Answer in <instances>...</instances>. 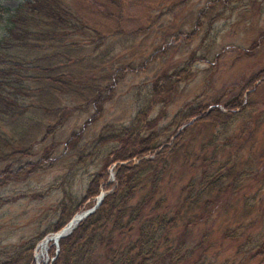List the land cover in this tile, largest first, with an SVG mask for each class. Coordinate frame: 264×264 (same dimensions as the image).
Wrapping results in <instances>:
<instances>
[{
  "label": "rangeland",
  "instance_id": "obj_1",
  "mask_svg": "<svg viewBox=\"0 0 264 264\" xmlns=\"http://www.w3.org/2000/svg\"><path fill=\"white\" fill-rule=\"evenodd\" d=\"M23 1L0 0V5L11 11ZM208 1L66 0L76 16L72 22L79 30L68 37L78 46L69 54L81 57L73 72L83 76L77 79V85L81 82L82 97L49 93L41 96V103L34 96L24 97L22 104L31 101L38 104V109L25 108L20 117L3 129L11 146L3 149L8 157L0 160V168L8 164L12 169L20 168L21 173L0 186V260L14 256L24 243L56 219L63 192L75 200L81 197L88 178L101 169L106 153L115 144H98L97 137L129 123L151 81L194 57L189 75L165 93L148 116L149 130H159L189 103L210 105L218 99L221 105L264 68V0H236L225 10L214 4L200 18L197 29H193L197 12ZM1 16L0 36L5 15ZM56 50L62 52V48ZM128 65L135 68L128 69ZM88 66L94 68L92 73L85 68ZM117 67L123 69L112 76ZM109 75L110 80L105 78ZM107 82L110 88L102 91L107 95L98 111L84 99L89 97L86 87ZM255 84L247 115L240 114L227 127L196 123L188 128L181 146L156 168V187L152 190L145 182L129 202L135 203L146 191L149 201L142 217L172 212L191 187L195 189L201 180L206 183L220 176L213 195L207 199L206 217H194L195 224L186 223L183 227L180 223L172 230L185 245H193L194 258L203 254L210 264L241 262L239 258L247 246L253 245L255 235L264 234L263 74ZM40 105L50 110H42ZM59 115L61 122L41 140L45 127L58 121ZM258 115L263 116L261 120ZM182 124L169 127L159 135L158 142L170 144L175 132L188 123ZM72 132L78 136L74 145L71 142L68 146ZM24 149L30 154L24 153ZM45 152L48 159L38 160ZM144 157L151 158L152 154ZM26 162L37 163L35 173L23 167ZM113 166L114 163L105 170L107 182L111 183ZM233 229L234 239L223 236ZM247 234L251 240L243 245ZM130 237L134 234L124 235L125 239ZM41 241L35 243L31 252L36 260L46 264L50 259L48 245L45 243L36 251ZM246 264H264V257Z\"/></svg>",
  "mask_w": 264,
  "mask_h": 264
},
{
  "label": "trees",
  "instance_id": "obj_2",
  "mask_svg": "<svg viewBox=\"0 0 264 264\" xmlns=\"http://www.w3.org/2000/svg\"><path fill=\"white\" fill-rule=\"evenodd\" d=\"M235 1H208L206 7L197 12L193 29H197L200 25V18L205 16L214 4H220L225 10ZM2 14L5 16L4 31L0 36V151L3 153L0 154V160L5 161L8 155L4 153L3 149L10 147L11 144L4 135L3 129L9 122L20 117L25 108L38 109L39 107L38 104L31 101L28 105L22 104L20 101L24 100L21 99L34 96V99L41 103L39 100L41 96H47L49 93L75 94L82 97L79 92V89L82 88L81 82L77 85V79L83 76L73 72L75 65L81 63V57H71L69 54L78 46L77 42L71 40L68 35L79 30L75 22H72L76 21V16L73 15L66 0H25L11 11L0 5V18H2ZM57 48H62V52L57 51ZM45 50L48 52L40 56L39 52ZM30 54H33V58L30 57ZM149 57L152 58L153 54ZM193 59L194 57L190 58L181 67L164 73L151 81L141 100V105L127 125L120 126L116 130L113 129L108 132L110 135L106 133L107 135L103 134L97 137L98 144L106 142L115 144L106 153L107 159L101 169L88 178L84 193L78 200H75L63 192L61 201L57 204L56 219L24 243L14 256L6 260L2 259V264H33L31 251L35 243L46 234L55 232L74 213L91 207L94 198L101 190H104L105 194L103 193L101 201L97 205L98 208L96 207L89 214L91 216L87 215L80 220L82 222L78 221V224H75L76 227H73L74 231L72 228L66 238L65 236L61 237L62 239L58 240L57 249L51 243L48 244L50 261L47 264H180L184 261L189 264H210L203 254H198L194 258L193 245H185L183 241L173 235L172 230L180 223L183 227L186 223L195 224L196 222H192L194 217H206L207 199L213 195L216 180L220 181V176H214L206 183H202L201 180L195 189L191 187L172 212L146 214L142 217L145 205L149 201V198L145 196L146 191L141 193L139 200L135 203H129L134 197V190L138 191V186L141 189L142 183L145 184L144 181L149 182L152 190L156 187L159 180V171L156 168L165 163L166 156L181 146L188 128L196 123H202L207 127H227L240 114L247 115L245 111L256 88L255 81L262 74L264 75V68H262L248 78L236 93L221 105L218 99H214L210 105H191L189 103L183 109L178 110L167 125L159 130H149L151 120L148 119V116L154 105L162 102L164 94L189 75L188 68ZM42 61L47 62L44 64ZM29 62L32 64L28 65ZM85 68L87 70L89 68L88 71L91 73L94 69L89 66ZM127 68L135 67L128 65ZM58 69L60 72H57ZM122 69L117 67L111 75L119 74ZM112 76L109 75L108 78H105L110 80ZM99 77L102 78L104 75ZM86 88L89 97L84 99L99 111L100 105L107 95L102 94V91H108L110 88L108 82L102 86L99 84L87 85ZM29 92L32 93L29 94ZM40 108L44 107L40 105ZM44 109L50 110L49 108ZM258 117L261 120L263 116L258 115ZM57 120L54 124L45 127L41 140L61 122V115ZM182 123L188 124L175 132L170 144L158 142L160 134L168 130L169 127H179ZM146 130L149 131L144 133ZM77 136V132H72L69 135L70 138L68 137L67 145L69 146L71 142L74 145ZM132 144L136 146L133 145V148ZM23 151L30 154L28 149ZM149 154H152L151 158L144 157ZM45 155H48L47 152L38 160L45 159ZM29 163L26 162L23 166H27V168L31 166L30 170H33L35 165L37 166V163H33L34 165ZM112 163H114V173L116 174H113V182L109 184L107 182L109 177L106 176L105 170ZM117 165L118 167H116ZM8 167L9 165L6 164L0 168L2 171H0V186L8 180H13L21 173L18 168L13 171ZM117 168L118 170H116ZM4 169L6 170L4 171ZM86 200L87 204L84 203ZM83 204L85 205L83 206ZM158 204L157 201L154 207L156 208ZM243 204L247 206L245 202ZM185 230L184 228L183 231ZM128 234H134V237L125 239L124 235ZM169 234H171L170 237ZM223 236L234 239L235 229L225 231ZM250 240L251 235L247 234L242 244L245 245ZM259 256L264 257V234L255 235V242L253 245L247 246L246 252L239 258L242 259L241 262L238 260L237 264L251 263ZM231 263L234 264V261Z\"/></svg>",
  "mask_w": 264,
  "mask_h": 264
},
{
  "label": "bare ground",
  "instance_id": "obj_3",
  "mask_svg": "<svg viewBox=\"0 0 264 264\" xmlns=\"http://www.w3.org/2000/svg\"><path fill=\"white\" fill-rule=\"evenodd\" d=\"M107 101V100H106ZM141 104H139V106H140ZM138 106V107H139ZM138 110V109H137ZM138 113V112H137ZM137 115V114H136ZM135 115V116H136ZM138 116V115H137ZM136 118V117H135ZM134 118V119H135ZM133 123V122H132ZM128 129V128H127ZM144 131V130H143ZM108 131H106V133H107ZM144 133H146V132H144ZM108 134V133H107ZM107 134H104V135H107ZM113 134H114V132H113ZM142 134V133H141ZM108 135H110V134H108ZM111 135H112V133H111ZM144 135V134H143ZM145 135H147V134H145ZM136 136V135H135ZM108 137V136H107ZM107 137H105V138H107ZM111 137V136H110ZM133 138V137H132ZM109 139V138H108ZM112 139V138H111ZM101 141V140H100ZM99 141V142H100ZM134 142V141H133ZM113 143V142H112ZM129 143V142H128ZM134 144H132V146H133ZM121 146V145H120ZM126 147H127V145H125ZM125 146H123V148H125ZM129 147H130V145H128ZM132 146H131V148H132ZM134 146H136V145H134ZM134 146H133V148H134ZM129 147H128V149H129ZM120 148V147H119ZM127 149V148H126ZM124 150V149H123ZM130 150V149H129ZM129 150H127V151H129ZM125 151V150H124ZM127 151H126V153H127ZM132 151V150H131ZM112 153H113V151H112ZM125 153V154H126ZM126 155H128V154H126ZM131 155H133V154H131ZM46 156V155H45ZM47 156H49V155H47ZM46 156V157H47ZM41 157V156H40ZM46 157H45V159H46ZM126 157V156H125ZM130 157V156H129ZM146 158H148V157H146ZM44 159V158H43ZM48 159V158H47ZM127 159V158H126ZM131 159V158H130ZM136 159V158H135ZM142 159V158H141ZM153 159V158H152ZM134 160V159H133ZM137 160H138V158H137ZM139 160H140V158H139ZM145 160V159H144ZM135 161V160H134ZM38 162V161H37ZM123 162V161H122ZM30 164V163H29ZM117 164V163H116ZM115 164V165H116ZM129 164H132V163H129ZM135 164V163H134ZM12 165V164H11ZM31 165V164H30ZM32 165H34L33 163H32ZM128 165V164H127ZM19 166V165H18ZM25 166V165H24ZM23 166V167H24ZM125 166V165H124ZM10 167V166H9ZM8 167V168H9ZM27 167V166H26ZM29 167H31V166H29ZM28 167V168H29ZM34 167V166H33ZM116 167H118V165L116 166ZM115 167V168H116ZM11 168H13V167H11ZM10 169V168H9ZM18 169H20V168H18ZM25 169V168H24ZM35 167L33 168V170L32 171H29V172H31V173H35ZM114 169V168H113ZM6 169H4V171H5ZM8 170V169H7ZM13 170V169H12ZM15 170H17V169H15ZM29 170H30V168H29ZM116 170H118V168L116 169ZM1 171V170H0ZM14 171V170H13ZM22 171H23V169H22ZM2 172V171H1ZM26 172V171H25ZM116 172H118V171H116ZM23 173V172H22ZM2 174V173H1ZM4 174H5V172H4ZM3 174V175H4ZM30 174V173H29ZM114 174H116V173H114ZM2 175V176H3ZM110 176V175H109ZM2 178V177H1ZM105 181H106V179H105ZM111 182H109V184H110ZM144 183H145V181H144ZM117 184V183H116ZM139 184H141V183H139ZM146 184V183H145ZM5 185V184H4ZM107 185V184H106ZM142 185H143V183H142ZM141 185V186H142ZM1 187H2V185H1ZM107 188H108V185H107ZM138 188V191H140L139 190V186L137 187ZM113 190H114V188H113ZM137 190V189H136ZM135 191V190H134ZM142 191V190H141ZM139 193V192H138ZM105 194V193H104ZM106 195H110V194H106ZM106 195H104V196H106ZM146 196V195H145ZM107 197V196H106ZM104 198V197H103ZM144 200H146V199H144ZM61 201V200H60ZM103 202V201H102ZM145 202V201H144ZM148 203V202H147ZM147 205V204H146ZM146 205H145V207H146ZM98 208V207H97ZM93 214V213H92ZM80 215H81V213H77V214H74L67 222H66V224L63 226V224H62V228H58L59 230H57V231H55V232H52V233H49V234H47V235H45L42 239H40V240H42L40 243H39V246L37 247V249H36V251L39 249V247H42L45 243H46V246L49 244V243H51L53 246H55V245H57V243H58V240L62 237V236H65L66 234H68V233H70V230L74 227V225L79 221V219H80ZM91 216V215H90ZM89 216V214H88V217H90ZM58 217V216H57ZM87 217V216H86ZM152 218V217H151ZM167 219V218H166ZM168 220V219H167ZM56 222H58V221H56ZM80 222H82V221H80ZM55 224V223H54ZM78 224V223H77ZM76 224V225H77ZM52 226H53V224H52ZM76 227V226H75ZM52 228V227H51ZM50 229V228H49ZM48 229V230H49ZM73 231H74V228H73ZM72 231V232H73ZM72 234V233H71ZM50 235V236H49ZM69 235V234H68ZM65 238H66V236H65ZM62 239V238H61ZM64 240V239H63ZM57 252V251H56ZM42 254V253H41ZM54 257V256H53ZM36 258V257H35ZM33 256H32V259H33V263L34 264H41L40 262H39V260H36ZM6 260V259H5ZM55 260V259H54ZM41 261V260H40ZM50 261V259H48L47 261H46V264L48 263ZM0 262H1V260H0ZM36 262V263H35ZM42 262V261H41ZM1 264H2V262H1ZM3 264H5V263H3Z\"/></svg>",
  "mask_w": 264,
  "mask_h": 264
},
{
  "label": "water",
  "instance_id": "obj_4",
  "mask_svg": "<svg viewBox=\"0 0 264 264\" xmlns=\"http://www.w3.org/2000/svg\"><path fill=\"white\" fill-rule=\"evenodd\" d=\"M101 197H102V194L100 193L97 196L95 203L90 208H88L85 211L81 212L80 219L85 217V216H87L88 214H90L95 209V207L99 204V202L101 200Z\"/></svg>",
  "mask_w": 264,
  "mask_h": 264
}]
</instances>
